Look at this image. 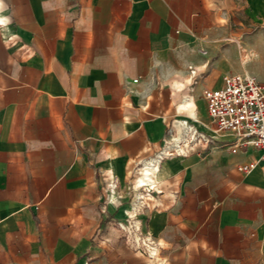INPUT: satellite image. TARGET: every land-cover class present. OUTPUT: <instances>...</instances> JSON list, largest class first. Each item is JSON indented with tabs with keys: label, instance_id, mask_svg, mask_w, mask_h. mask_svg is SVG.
I'll return each instance as SVG.
<instances>
[{
	"label": "crops",
	"instance_id": "0c3cea01",
	"mask_svg": "<svg viewBox=\"0 0 264 264\" xmlns=\"http://www.w3.org/2000/svg\"><path fill=\"white\" fill-rule=\"evenodd\" d=\"M229 74L264 81V0H0V264H264L262 151L204 98ZM178 119L215 143L152 177L151 260L116 223Z\"/></svg>",
	"mask_w": 264,
	"mask_h": 264
},
{
	"label": "built area",
	"instance_id": "2783aa9c",
	"mask_svg": "<svg viewBox=\"0 0 264 264\" xmlns=\"http://www.w3.org/2000/svg\"><path fill=\"white\" fill-rule=\"evenodd\" d=\"M189 70L191 78L196 82L197 77L201 75L200 70L193 67ZM192 88L194 86L191 90ZM204 98L208 116L216 131L235 133L234 142L226 145L227 150L235 152L240 147L252 145L262 151L264 160V81H259L250 74H229L224 77L222 87L205 89ZM197 122L187 119L172 121L159 151L146 161L142 165V171L138 172V176L142 177L146 184L141 181L132 185L131 191L136 197L132 209L124 221L116 223L121 237L125 239L130 249L151 260L159 259L160 246L149 232L144 231L135 212L139 208L141 211L149 208L145 200L152 194L157 184L152 177H155L164 160L172 156L187 157L214 145V137L203 131ZM252 166L253 164L242 166L240 170L247 171ZM147 168L151 169L150 173H147ZM107 188L108 202H119L120 196L117 195L114 178L109 179ZM151 249L154 250L153 254L150 253Z\"/></svg>",
	"mask_w": 264,
	"mask_h": 264
},
{
	"label": "bare ground",
	"instance_id": "6f19581e",
	"mask_svg": "<svg viewBox=\"0 0 264 264\" xmlns=\"http://www.w3.org/2000/svg\"><path fill=\"white\" fill-rule=\"evenodd\" d=\"M146 171H147V173H150V172H151V169L147 168ZM141 181H144V180H141ZM144 184H146L145 181H144ZM153 251H154V250L151 249V252H150V253L153 254V253H154Z\"/></svg>",
	"mask_w": 264,
	"mask_h": 264
}]
</instances>
